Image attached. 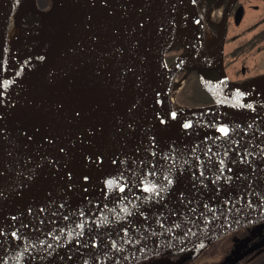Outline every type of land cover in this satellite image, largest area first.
<instances>
[{"label": "water", "instance_id": "obj_1", "mask_svg": "<svg viewBox=\"0 0 264 264\" xmlns=\"http://www.w3.org/2000/svg\"><path fill=\"white\" fill-rule=\"evenodd\" d=\"M33 1L26 12L43 19L61 15L66 0L48 10ZM234 1L218 36L221 80L204 82L214 103L181 116L176 78L210 69L190 61L201 0H190L193 34L171 63L184 0H75L68 64L89 17L78 75L21 138L0 146V264H136L263 222L264 113L222 117L227 106L214 97L233 83L223 49ZM7 20L0 0V66Z\"/></svg>", "mask_w": 264, "mask_h": 264}, {"label": "bare ground", "instance_id": "obj_2", "mask_svg": "<svg viewBox=\"0 0 264 264\" xmlns=\"http://www.w3.org/2000/svg\"><path fill=\"white\" fill-rule=\"evenodd\" d=\"M33 0H2L8 14L4 38L3 59L0 66V146L21 138L24 131L36 123L42 110L58 99L70 81L78 75L82 50L87 44L88 20L84 17L79 47L70 64L67 63L74 40L75 0L62 2L61 15L47 17L53 29L50 33L38 35L39 43L34 48L25 47L31 37L26 30L17 26V17L33 5ZM204 29L191 64L203 63L214 68L218 60V38L208 26L214 12L202 11ZM224 28V26H223ZM194 30V17L190 0H184L176 17L172 34L181 45L187 44ZM214 97L225 103L227 111L222 117H241L264 113V80H250L245 83H228L217 87ZM179 115L189 113L176 109ZM191 114V113H189ZM185 121V120H182ZM257 221H264L261 218Z\"/></svg>", "mask_w": 264, "mask_h": 264}, {"label": "flooded vegetation", "instance_id": "obj_3", "mask_svg": "<svg viewBox=\"0 0 264 264\" xmlns=\"http://www.w3.org/2000/svg\"><path fill=\"white\" fill-rule=\"evenodd\" d=\"M227 2H229V0H227ZM204 3V10H213L212 8L214 5L212 6L211 2L205 0L202 4ZM227 4L223 10L221 21L217 23H212L213 21L209 22V27L216 36H219L221 33ZM223 67L226 77L233 83H242L264 75V0L234 1L227 19V34L223 49ZM201 72L203 73L205 82L215 83L221 80L219 68H212L209 70L203 69ZM212 103L213 102H205L199 106H206ZM199 106L181 107L194 108ZM246 238H248V236H236V238H232L234 243L225 244L228 246L226 250H224L223 256L227 261L223 264L231 263L235 257L246 250H249V253L236 264H240L245 260L247 264H264V246L255 248L256 245L264 241V231H262L261 235L257 234L253 237L254 241L251 245L238 250L235 247L236 243ZM201 253L202 251L194 258H187L184 261L182 254L180 256H174L170 262L167 258H160L159 255L154 256V258H160L159 260L163 264H191L199 260L200 255L204 254V251L202 254ZM154 258H152V260H154ZM158 264H160V262H158ZM217 264L221 263L218 261Z\"/></svg>", "mask_w": 264, "mask_h": 264}, {"label": "rangeland", "instance_id": "obj_4", "mask_svg": "<svg viewBox=\"0 0 264 264\" xmlns=\"http://www.w3.org/2000/svg\"><path fill=\"white\" fill-rule=\"evenodd\" d=\"M47 0H36V3L38 5V7L42 8V9H49L51 4H52V1H49L46 3ZM206 1H209L212 3V6H213V12H214V18H213V22H220L221 21V18H222V15H223V10L224 8L226 7V4L228 3L227 0H206ZM203 2H201V5H200V8L202 11H210V10H204L203 8H205V3L202 4ZM27 13L26 11L20 13L17 17V26L20 29H24L27 31V33H29L31 35L30 39L28 41H26L25 43V47H28V48H34L36 45H38L39 43V37L38 35H43V34H47V33H50L53 29V24L52 22L47 19V17L41 19V21L39 22L38 26L34 24L31 25L34 26V27H29L27 25L24 24V14ZM182 50V45L177 42L176 40V35L175 33L172 34V38H171V41H170V44H169V48H168V51H167V60L169 63H171L174 59V57L179 54ZM209 63V57L207 56L205 59H203V64L206 66V64ZM199 67V66H198ZM211 69V68H210ZM208 70V69H206ZM178 82L175 83V87H174V93H173V96H174V101H175V107L178 109H186V108H182L180 105H184L182 104V98H183V95L181 94L182 90L184 89V85H186V73L181 75V76H178ZM212 105V104H211ZM248 227V230H244V231H240V229L238 230H235L234 232H230L220 238H217L215 240H212L210 242H206V243H202V244H198L194 247H191L189 249H186V250H183V251H175L173 253H186V252H198L197 255H199V253L202 251H204V254L200 255V258L199 260H197L196 262H193L191 264H217V262L219 261L221 264H223L224 262H226L227 260L225 259V257L223 256L224 254V250H226L227 246L228 245H225L227 243H231L233 242L232 241V238H236V236H241L240 235V232L241 233H246V235L248 236V238L240 241V242H237L235 247L239 250V249H242L243 247H246L248 245H251L252 242L254 241L253 237H255L257 234L258 235H261L262 231H264V221L263 222H259V223H255V224H252V225H249V226H246V227H243V228H247ZM245 231H248V232H245ZM229 241V242H228ZM234 243V242H233ZM225 245V246H223ZM222 247V249H221ZM188 250V251H187ZM182 253V256L185 257L186 255H183ZM168 254V252H165V253H162V254H159L160 258L162 257H166L165 255ZM174 256L171 257V259L173 258ZM152 258H154V256L150 257V258H147V259H144L136 264H141V263H145V264H158V262H160V264H163L159 259L160 258H154V260H152ZM167 264V263H166ZM240 264H247V261H243L241 262Z\"/></svg>", "mask_w": 264, "mask_h": 264}, {"label": "trees", "instance_id": "obj_5", "mask_svg": "<svg viewBox=\"0 0 264 264\" xmlns=\"http://www.w3.org/2000/svg\"><path fill=\"white\" fill-rule=\"evenodd\" d=\"M51 0H47V2H49ZM205 1V0H204ZM24 24L31 27V25L36 24L38 22L41 21V17L33 14L31 12H27L24 14ZM203 69L197 66H190L189 68L185 69L181 75L186 73L187 76V83L184 87V89L182 90L181 94L183 95L182 98V104L184 105H180V106H199L206 103H211L213 102V98L212 96L208 93L205 84H204V79H203V73L201 72ZM244 230H248L247 228H242L240 229V231H244ZM248 232V231H245ZM240 237L243 236H247L246 233H241L240 232ZM188 251V250H187ZM183 252L181 253H168L163 258H167L169 260V262L172 260L171 257L172 256H180ZM191 252H186L183 253V255H189ZM196 254H198V252H196L195 254H192L191 257L194 258L196 256ZM191 257H183V261L187 258H191Z\"/></svg>", "mask_w": 264, "mask_h": 264}, {"label": "snow or ice", "instance_id": "obj_6", "mask_svg": "<svg viewBox=\"0 0 264 264\" xmlns=\"http://www.w3.org/2000/svg\"><path fill=\"white\" fill-rule=\"evenodd\" d=\"M187 126H188V125H186V127H187ZM221 131L227 133V129H222ZM169 183H171V181H169Z\"/></svg>", "mask_w": 264, "mask_h": 264}]
</instances>
